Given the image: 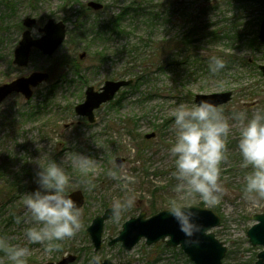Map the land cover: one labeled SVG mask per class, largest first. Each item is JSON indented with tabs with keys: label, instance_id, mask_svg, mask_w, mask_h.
Segmentation results:
<instances>
[{
	"label": "rangeland",
	"instance_id": "1",
	"mask_svg": "<svg viewBox=\"0 0 264 264\" xmlns=\"http://www.w3.org/2000/svg\"><path fill=\"white\" fill-rule=\"evenodd\" d=\"M88 1L0 0V85L34 71L50 74L49 79L34 88L31 99L13 93L0 103V196L8 192L9 182L20 180L25 185L18 188L16 185L18 190L12 187L13 196L1 198L0 238L27 247V264H59L69 255H75L76 259L68 264H89L94 256L110 258L113 264H194L179 246L167 247L163 241L148 245L144 237L130 250L121 242L110 245L109 241L119 234L127 219L141 211L150 216L165 209L174 197V165L168 150L175 140L171 131L172 113L180 104L196 103L197 93L231 90L233 98L219 106L225 109L226 116L231 115L233 107L249 117L256 109L264 108V74L259 67L264 64V42L251 47L242 42L230 45V41L224 39L221 33L238 12L235 5H227L226 0H217L218 7L210 6L207 11L206 0H142L152 17L151 10L161 9L158 21L152 24L150 16L135 15L131 10L121 19L123 32L98 37L94 24L109 22L127 3L96 0L104 4L102 10L96 11L91 7L87 9ZM157 1L164 6L155 8ZM80 10L82 13L78 14ZM72 15V20L67 22L66 39L53 54L46 55L34 48L28 65L13 62L25 29V17L37 19L31 31L35 29L40 35L38 27L48 19L58 21ZM262 15L264 18V8H254L244 19L253 21L247 27L249 36L256 27L259 34L260 24L257 26L256 22ZM214 29L220 32L210 36L209 31ZM184 33L192 35L191 46L205 58L203 64L206 65V48L215 49L212 46L231 54L233 64L222 73L212 74L205 68L194 69L195 65L183 67L189 66L188 63H169L165 71H159L157 64L147 60L146 54L153 47ZM83 52L86 55L80 58ZM99 57L104 58L101 63ZM166 58L175 59L174 62L181 60L173 48ZM150 66L158 72L141 84L121 88L114 99L96 110V122L90 123L75 112V106L85 100L88 86L98 89L109 79H133L124 75L126 68L141 72ZM152 131L156 136L145 138V134ZM237 140L238 132L233 127L227 139L228 159L221 164L219 182L225 192L220 204L209 209L221 217L220 225L213 231L228 247L223 264H256L262 247L249 242L247 230L255 223L252 215L264 210V202L251 206L242 198L240 187L250 169L242 170L238 166L242 158ZM78 152L94 160L88 173L95 184L92 191L82 185L81 173L71 167V158ZM117 156L126 158L125 164L114 170L133 179L130 194L135 204L122 214L119 222L114 221L113 215L105 221L103 243L96 250L87 232L88 226L97 214H103L112 206L113 200L126 194V181L114 180L107 174L116 164ZM36 160L44 166L51 160L62 163L71 177L68 192L81 189L85 194V204L80 208L81 230L74 237L59 242L61 249L52 253H46L40 244L29 243L25 235L33 225L25 215L22 197L38 187L34 180L38 171ZM201 203L196 198L191 205L205 207ZM17 217L22 218L19 224ZM0 264H11L3 252H0Z\"/></svg>",
	"mask_w": 264,
	"mask_h": 264
},
{
	"label": "clouds",
	"instance_id": "2",
	"mask_svg": "<svg viewBox=\"0 0 264 264\" xmlns=\"http://www.w3.org/2000/svg\"><path fill=\"white\" fill-rule=\"evenodd\" d=\"M35 38L37 30L31 33ZM42 35V34H40ZM226 63L217 56L209 57L211 73L218 74L225 69ZM174 120L171 131L175 140L169 147V155L173 159L176 184L172 191L174 197L169 200L166 211L178 223L180 230L187 237L186 243H199L193 239L203 230L196 223L198 215L191 207L194 199L199 198L205 207L212 208L220 204L224 195L221 185V164L228 159L227 139L233 127L237 129V149L242 158L241 167L250 169L244 177L243 200L257 206L264 202V108L256 109L249 117L244 111L235 107L231 115H225V109L208 100H201L192 105L180 104L172 113ZM38 171L34 180L38 187L34 191L25 192L22 197L26 209L28 228L25 235L29 243L40 244L46 253L61 249L62 241L74 237L82 228V211L76 201L68 195L70 180L62 163L51 160L46 166L38 160ZM94 166L91 156L76 153L71 158V167L81 173V183L88 191L95 188L88 173ZM115 164L108 171L114 180H125V195L113 200L111 212L115 222H119L122 214L135 204L130 193V185L134 182L123 173L118 174ZM22 218L17 217L16 223ZM0 252H3L11 264H27L29 249L25 246L10 244L6 238H0ZM89 264H103L100 256H94Z\"/></svg>",
	"mask_w": 264,
	"mask_h": 264
},
{
	"label": "water",
	"instance_id": "3",
	"mask_svg": "<svg viewBox=\"0 0 264 264\" xmlns=\"http://www.w3.org/2000/svg\"><path fill=\"white\" fill-rule=\"evenodd\" d=\"M87 5L96 11L104 8V4L96 0L88 1ZM36 23L37 19L31 16H27L23 20L25 30L22 33L19 46L15 50L13 60L19 66L28 65L33 48H37L46 55H51L66 39L67 22L65 20L56 21L53 18L48 19L39 28V31L42 33L40 38H35L31 35V29ZM259 38L261 42H264V18L260 24ZM85 55L86 53L83 52L80 57L83 58ZM259 67L264 74V64H261ZM48 78V72L34 71L29 75L20 76L1 84L0 103L13 93H20L26 99L32 98L34 87ZM132 82L133 79H109L98 90L93 85L88 86L85 91V100L75 106V112L79 116L87 117L89 122H94L96 119L95 111L103 104L114 99L121 88L130 85ZM232 96L233 92L231 90L214 93H197L194 100L196 103H199L201 100H208L216 106H221L229 102ZM155 136L156 132L154 131L145 134V138L147 139ZM115 162L122 167L126 162V158L124 156H117ZM68 195L76 201L79 208H82L85 204L83 190L76 189L68 192ZM191 207L198 213L195 217L196 223L203 226V230L193 238L198 239L199 243L188 244L185 242L187 237L180 230L176 220L168 214L165 208L150 216H147L145 211H141L137 216L127 219L123 223L119 234L111 238L109 244L113 245L116 242H121L124 248L130 250L138 241L145 237L146 244L148 245L164 241L167 247L180 246L194 264H223L228 247L223 241L218 239L214 231H210L220 225V215L212 209L200 205H191ZM111 211V206L107 207L103 214H98L93 218L92 223L87 228V232L90 234L96 250H99L102 246L104 224L112 215ZM252 218L255 220V223L247 230V236L253 246H262V249L257 254L256 264H264V211L253 214ZM75 259V255H69L63 258L59 264H68ZM102 262L103 264H113L110 258L102 259Z\"/></svg>",
	"mask_w": 264,
	"mask_h": 264
},
{
	"label": "trees",
	"instance_id": "4",
	"mask_svg": "<svg viewBox=\"0 0 264 264\" xmlns=\"http://www.w3.org/2000/svg\"><path fill=\"white\" fill-rule=\"evenodd\" d=\"M127 4L125 6V8L120 11L115 17H112L109 22L107 21L106 23H96L94 24V27H96V29H98L96 31V35L98 37L100 36H104L107 33H112V32H116V33H120L123 32V28H121V24L122 23L121 19H123L124 17H126V15L128 14L129 11L133 10L135 13V15L141 14L145 16V14H147L146 16H150V21L152 23V21H158L161 17V9H159L158 12L151 10V13L153 14V17L149 14V10H147V7L144 6V2L142 0H124ZM156 7L155 8H162L164 6L163 2H156ZM219 3L217 0H206V11L209 9V7H218ZM225 3L228 5L230 3H233L235 5V8H237L238 12L235 16H233L232 20H231V24L230 26L227 27L226 30H223L224 34V39H227L228 41H230V45H232L233 42H237L239 43H245L246 45L253 47L254 45L259 46L262 44V42L259 39V35H258V28L256 27V29L252 32V36H249V32H248V24H253V21L250 20H245L246 16L251 15L252 11L254 10V8H258V9H263L264 8V0H226ZM239 3V4H238ZM236 4L238 6H236ZM87 9H90V7H88ZM82 10H80L78 14H81ZM76 13V12H75ZM77 14V16H78ZM75 15V14H74ZM72 16H64L63 20L69 22L71 21ZM182 18V17H181ZM263 18L262 16H259L256 22V25L258 26L261 23V20ZM162 19V18H161ZM185 20V16H183L182 20ZM243 19V22H242ZM153 24V23H152ZM218 29H214V30H210L209 31V35H218ZM220 32V31H219ZM191 34L190 33H184L181 36H177V37H173L170 38V40L162 42L157 48L153 47V50H150L146 56H147V60L152 61L153 63L157 64L159 66L158 70H162L165 71L166 67L169 65V63H173V64H177V65H181L183 63H188V65H184L183 67H192L195 65L194 69H200V68H205L206 72L208 70V73H211L210 69H209V57L210 56H217L219 58H222L225 63V69L227 70V68L229 66H231V64H233L234 59L233 56L227 52H225L224 50H218L216 47L217 46H212L215 49H208L206 48V65L203 64V61H205V58H201L202 54L199 53V50H197L194 46H191ZM219 38V37H218ZM217 38V39H218ZM172 48L174 50H176L178 57L181 60H178V62H174L175 59L169 60L170 58H166V55L171 54L172 52ZM104 60L103 57H99L98 61L101 63ZM158 72L156 70H151V66L145 70H142L141 72H135L133 71V69L130 68H126V72L124 75H128V76H133V83L132 84H141L143 81H146V79H148L150 76H152L153 73ZM223 70L220 72L222 73ZM213 74V73H212ZM145 141V140H144ZM238 166L244 170L245 168L241 167V163L237 162ZM234 168H232L233 170ZM221 179V178H220ZM223 179V178H222ZM22 182L20 180H17L16 182H9V186H7L8 188V192H6V194H4L5 196H3L1 194L0 196V203H2L1 198H6V197H11L13 196V191H12V187L17 188L19 186L24 187V184H21ZM16 188V189H17ZM244 188V184L240 187V190L243 191ZM15 189V190H16ZM18 190V189H17ZM236 189L233 188V193H236ZM1 193V192H0ZM202 205H204L203 203H201Z\"/></svg>",
	"mask_w": 264,
	"mask_h": 264
},
{
	"label": "flooded vegetation",
	"instance_id": "5",
	"mask_svg": "<svg viewBox=\"0 0 264 264\" xmlns=\"http://www.w3.org/2000/svg\"><path fill=\"white\" fill-rule=\"evenodd\" d=\"M37 24V23H36ZM35 26V25H34ZM41 26H39L38 27V30H39V28H40ZM41 34V33H40ZM81 58V57H80ZM49 77H50V74H49ZM101 88V87H100ZM100 88H98V89H100ZM96 89V88H95ZM97 89V90H98ZM98 110V109H97ZM96 112V111H95ZM95 117H96V114H95ZM84 118H86L87 119V121L89 122V120H88V118L87 117H84ZM94 122H96V119H95V121ZM94 122H92V123H94ZM91 123V122H90ZM103 243V242H102Z\"/></svg>",
	"mask_w": 264,
	"mask_h": 264
}]
</instances>
